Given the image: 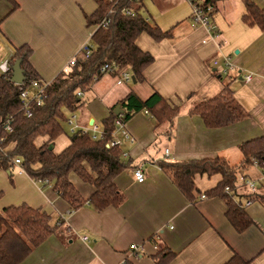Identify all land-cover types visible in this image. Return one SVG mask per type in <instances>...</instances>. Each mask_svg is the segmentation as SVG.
I'll return each instance as SVG.
<instances>
[{
    "label": "crops",
    "instance_id": "0c3cea01",
    "mask_svg": "<svg viewBox=\"0 0 264 264\" xmlns=\"http://www.w3.org/2000/svg\"><path fill=\"white\" fill-rule=\"evenodd\" d=\"M14 1L19 7L10 12V0H0V63L9 61L16 48L28 45L33 50L30 64L41 81L51 83L90 43L97 28L89 26L85 17L99 6L94 0ZM144 1V12L160 30L171 33L160 42L148 34L137 39V45L155 61L144 73L146 82H120L119 77L106 72L81 97L85 104L73 114L81 130L94 124L103 132L104 119L112 111L122 109L124 114L121 102L132 92L147 100L156 91L182 106L175 137L164 135L165 129H155L157 121L146 111L128 121L127 130L135 143L122 138L121 131L113 134L123 140L122 153L128 156L122 159L130 164L115 180L127 198L121 208L98 211L86 206L71 212L54 186L38 184L16 170L13 176L1 171L0 210L27 204L53 216L59 224V231L21 264H124L127 260L155 264L159 248L174 254L168 264H228L236 255L248 264H264V206L259 200L244 208L254 225L238 233L227 219L225 200L199 197L195 203L190 201L158 166L167 158L181 162L216 157L239 166L243 159L240 145L264 136V31L244 23L243 0H216L213 21L220 32L217 39L194 22L188 0ZM228 1L235 3L233 11L227 7ZM252 1L264 8V0ZM223 58H230L239 71L221 74ZM215 60L220 65L215 66ZM253 73V81L246 83L245 77ZM227 85L249 119L208 129L199 116L189 112ZM69 144L70 140L64 149ZM140 167L145 173L143 183L134 177ZM248 175L257 179L259 172L251 167ZM71 181L88 200L94 187L77 176H71ZM195 181L205 195L221 177L196 176ZM237 194L250 195L245 187ZM134 245H141L137 253L131 251Z\"/></svg>",
    "mask_w": 264,
    "mask_h": 264
},
{
    "label": "trees",
    "instance_id": "16d2710c",
    "mask_svg": "<svg viewBox=\"0 0 264 264\" xmlns=\"http://www.w3.org/2000/svg\"><path fill=\"white\" fill-rule=\"evenodd\" d=\"M94 1L99 6L98 10L85 18L89 26L97 27L112 9V4L107 0ZM203 1L204 7L208 4L214 7L216 5V0ZM243 1L244 23L250 27L258 26L264 31V8L258 7L252 0ZM10 4V12L19 7L14 0H10ZM131 7L136 10L134 17L117 11L109 16L108 26L96 29L90 41V55L86 57L85 53H80L70 74L60 73L46 86L42 105H32L31 117H27L21 110V89L11 81L12 69L10 74L0 73V172L7 171L13 176L15 160L21 159V167L29 177L35 181L49 179L52 182L59 197L70 205L71 212L86 206H92L98 211H104L108 207L121 208L127 201L125 193L118 188L115 180L129 169L130 164L123 161L121 147H106L113 140L114 122L118 118L115 112L112 111L102 122L103 139L94 140L90 134L78 131L68 137L70 144L59 153L55 152V144L65 132L64 123H67L69 116L85 104L77 93H88L106 73L102 71L105 65L112 67L109 73L114 77H118L122 71H128L131 76L136 77L138 83L146 82L144 73L155 61L151 53L137 45V39L148 34L154 41L160 42L169 38L171 33L160 30L144 12V3L133 4ZM15 51V55L9 60L10 66L13 67L17 60H22L25 81L40 80L30 64L33 50L26 45ZM121 104L125 110L123 119L126 122L134 115L147 111L157 121L155 129H165L164 135L175 137L182 106L174 105L156 91L147 100H142L136 92H132ZM189 114L199 116L208 129H222L249 119L246 110L236 102L229 85L224 86L220 94L196 104ZM6 125L13 129L12 133L6 129ZM240 149L243 159L239 166L232 165L221 157L181 162L167 158L158 166L179 191L194 203L202 196L195 181L196 176L211 178L213 175H220L221 181L204 194L208 198L219 197L225 200L228 207L227 219L238 233H243L254 225L246 210L241 207L242 199L250 196H239L237 192L232 196L226 195L225 189L227 186L236 188L238 177L247 176L253 159L264 160V136L241 144ZM71 176H77L84 184L94 187L88 200L83 198L73 184ZM236 197L240 199L237 200ZM257 200L264 206V185L259 187L253 198V201ZM58 229L59 224L54 221L53 216L27 204L1 209L0 264H21L49 237L56 234ZM173 256L169 249L159 248L154 256L155 264H168ZM124 264L133 263L127 260ZM228 264L248 262L236 255Z\"/></svg>",
    "mask_w": 264,
    "mask_h": 264
},
{
    "label": "built area",
    "instance_id": "2783aa9c",
    "mask_svg": "<svg viewBox=\"0 0 264 264\" xmlns=\"http://www.w3.org/2000/svg\"><path fill=\"white\" fill-rule=\"evenodd\" d=\"M108 2H110V4H112V9L110 10V12L106 15L105 19L101 22L100 25H98L96 28H100L102 27H106L109 25L110 23V15L114 14L117 11H120L121 14L128 16V17H134L136 15V10L133 9L131 7V5L136 4V5H142L145 1L142 0H107ZM125 1V2H122ZM190 3V6L192 7L191 10V15L193 17L194 22L204 28L207 29L208 32L211 35L212 39H217L220 36V32L217 29L216 25L211 21V18L213 17V12L215 10V7L213 5H206L205 7L202 5L204 3L203 0H188ZM124 3V4H123ZM91 45L90 43H87L85 47H83L84 49L82 50L81 53H85L86 57L90 55L91 53ZM223 67H221V74H225L228 75L230 72H232L233 70H236V72L239 71V69H237V67L233 64L232 60L230 58H223ZM76 61H77V56H74L73 58H71V60L68 62V65L65 66L61 73L62 74H70L74 68V66L76 65ZM214 65L218 66L220 65V61L215 60L214 61ZM11 69L12 66H10L9 61H5L0 63V73L1 74H10L11 73ZM112 70V67H110L109 65H105L102 68V71H106L109 72ZM119 81L120 82H131L132 81V76L128 71H122L119 75ZM254 79V73L253 74H249L248 76L245 77V82L249 83L251 81H253ZM49 83H45L43 81L40 80H35L32 79L31 81H25V83L23 85H18L15 84L17 86L20 87L21 89V105L22 108L21 110L24 111V113L26 114L27 117H31L32 116V111H31V107L33 104H36L37 106H41L42 102H43V97H44V92L46 89V86ZM78 96L81 98L84 96V94L82 92H78L77 93ZM146 114H149L146 111ZM76 116L75 114H73L72 116L69 117V119L67 120V124L70 127V132L71 134H74L75 132L78 131H82L83 134H90L92 139L94 140H101L103 139L104 136V132H102L99 127L97 125H90L89 129H85V130H81L80 126L78 124H76L75 122ZM115 130L112 133V136L115 132L121 131L122 133V138H124L126 141L130 142V143H135V137H132L131 134L129 133V131L127 130V124L128 122H126L123 119V114H120L118 116V118L115 120ZM6 129L12 133L13 129L6 125ZM113 140L110 141L109 143L106 144L107 148H112V147H121L123 144V140L121 138H114L112 137ZM167 154H169V151L166 150ZM123 156H128L127 153H123ZM21 159H16L15 160V164L13 167V171H18V173H26L23 168L21 167ZM252 167L254 169H257L259 172V176L257 177V179L251 178L249 176H244L241 175L238 177V183L236 185L235 189H231V187L227 186V188L225 189V194L226 195H230L232 196L233 193L235 192H240V190L242 189V187H245L247 190V194H250L247 198V200L245 202H243L242 204V209L243 208H247L249 206L252 205L253 198L257 195L258 191H259V187L264 185V160L260 161V160H252ZM134 177L135 180L137 182L143 183L145 180V173L143 171V168L140 167L138 169H136V171L134 172ZM38 184L41 185H47V186H54L52 184V182L49 179H45V180H38L36 181ZM207 195H202L200 197V200H205L207 199ZM84 241L88 240V237H84L83 238ZM141 248V245H134L131 248V251L134 253H137L139 251V249Z\"/></svg>",
    "mask_w": 264,
    "mask_h": 264
},
{
    "label": "rangeland",
    "instance_id": "374dc122",
    "mask_svg": "<svg viewBox=\"0 0 264 264\" xmlns=\"http://www.w3.org/2000/svg\"><path fill=\"white\" fill-rule=\"evenodd\" d=\"M227 7L230 8V9H232V11H233L235 9V3L231 2V1H228ZM227 11H228V13H230V10L229 9H227ZM214 16H215V14L213 13V17ZM213 17L211 18V21L214 23ZM64 125H65V132L61 136H59V139H57V142L55 144V152L56 153H59L60 151H62L64 149V147H65L64 145L66 143H69L68 137L70 135H72L71 132H70L69 125L67 123H64ZM6 183L7 184L8 183L9 184L11 183V179H9V177L6 178Z\"/></svg>",
    "mask_w": 264,
    "mask_h": 264
},
{
    "label": "water",
    "instance_id": "95a60500",
    "mask_svg": "<svg viewBox=\"0 0 264 264\" xmlns=\"http://www.w3.org/2000/svg\"><path fill=\"white\" fill-rule=\"evenodd\" d=\"M21 63H22V60H17L14 63L12 78H11V81H13L15 84H18V85H23L25 83V72L22 69ZM132 80L134 83L137 82L136 77H134V76H132ZM120 114H123L122 109H120L119 113L115 112L116 116H119ZM92 123H93V120H91L90 124H92ZM50 150H53V147H50Z\"/></svg>",
    "mask_w": 264,
    "mask_h": 264
}]
</instances>
